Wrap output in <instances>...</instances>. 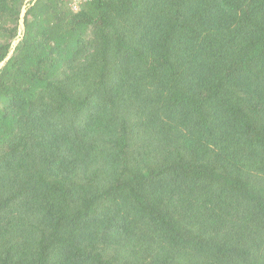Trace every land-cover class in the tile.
Here are the masks:
<instances>
[{
  "label": "trees",
  "instance_id": "obj_1",
  "mask_svg": "<svg viewBox=\"0 0 264 264\" xmlns=\"http://www.w3.org/2000/svg\"><path fill=\"white\" fill-rule=\"evenodd\" d=\"M72 3L0 69V264H264V0Z\"/></svg>",
  "mask_w": 264,
  "mask_h": 264
},
{
  "label": "water",
  "instance_id": "obj_2",
  "mask_svg": "<svg viewBox=\"0 0 264 264\" xmlns=\"http://www.w3.org/2000/svg\"><path fill=\"white\" fill-rule=\"evenodd\" d=\"M34 1H36V0H26L25 3L23 4V6L21 8L20 15H19V20H18L17 35H16L15 39L13 40V42L11 43V47H10L8 56L4 59V61H2L0 63V69L4 66L6 61L11 57L15 47L17 46L19 41L22 39L23 33H24V18H25V14L27 12L28 7L30 6V2L33 3Z\"/></svg>",
  "mask_w": 264,
  "mask_h": 264
},
{
  "label": "rangeland",
  "instance_id": "obj_3",
  "mask_svg": "<svg viewBox=\"0 0 264 264\" xmlns=\"http://www.w3.org/2000/svg\"><path fill=\"white\" fill-rule=\"evenodd\" d=\"M81 1H85V0H81ZM77 4H78V0H73L71 9L75 11L77 9Z\"/></svg>",
  "mask_w": 264,
  "mask_h": 264
}]
</instances>
